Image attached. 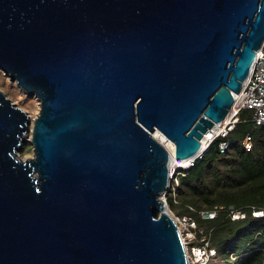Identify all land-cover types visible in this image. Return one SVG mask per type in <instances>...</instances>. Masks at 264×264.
Segmentation results:
<instances>
[{
  "label": "water",
  "instance_id": "water-1",
  "mask_svg": "<svg viewBox=\"0 0 264 264\" xmlns=\"http://www.w3.org/2000/svg\"><path fill=\"white\" fill-rule=\"evenodd\" d=\"M263 43L264 0H0V70L40 101L28 141L0 90V264H189L171 163L202 152Z\"/></svg>",
  "mask_w": 264,
  "mask_h": 264
},
{
  "label": "trees",
  "instance_id": "trees-1",
  "mask_svg": "<svg viewBox=\"0 0 264 264\" xmlns=\"http://www.w3.org/2000/svg\"><path fill=\"white\" fill-rule=\"evenodd\" d=\"M251 114L243 110L228 137L216 140L194 166L182 171L176 199L167 195L168 206L177 215L191 214L189 206L198 210L224 207L213 220L197 217L216 250L210 264L230 262L231 254L237 257L233 264H264V216L253 215L254 209L264 207V126L256 125ZM246 136L251 138L249 150ZM221 140L230 143L224 152L218 148ZM231 210L245 217L232 219Z\"/></svg>",
  "mask_w": 264,
  "mask_h": 264
},
{
  "label": "built area",
  "instance_id": "built-area-1",
  "mask_svg": "<svg viewBox=\"0 0 264 264\" xmlns=\"http://www.w3.org/2000/svg\"><path fill=\"white\" fill-rule=\"evenodd\" d=\"M243 110L251 111V120L256 125L264 126V43L257 52L252 70L244 82L242 89L239 93L234 95V103L230 112L222 122L214 125L212 129L208 130L202 139V152L194 159H174L176 166L171 169V183L167 191L173 194L174 199H176V188L179 185V176L183 174L182 171L194 166L195 161L200 158L216 140L228 137L230 132L234 130L236 124L241 121L240 116ZM244 144L248 150L251 149L250 136L245 137ZM229 146L230 143L226 140H221L218 143V148L221 152L226 151ZM166 194L164 196L165 202L167 200ZM188 208L191 214L172 216L184 243L188 263L210 264L216 255V250L211 246L210 233H207L204 228L199 226L197 217L213 220L217 217L218 211L224 207L216 206L211 210H198L191 206ZM230 215L232 219L235 220L245 217V213L236 210H231ZM253 215L256 217L264 216V207L254 209ZM236 258L235 254H231V261L222 264H233Z\"/></svg>",
  "mask_w": 264,
  "mask_h": 264
},
{
  "label": "rangeland",
  "instance_id": "rangeland-1",
  "mask_svg": "<svg viewBox=\"0 0 264 264\" xmlns=\"http://www.w3.org/2000/svg\"><path fill=\"white\" fill-rule=\"evenodd\" d=\"M0 90L15 104H17L20 108H22L30 117L31 119V125H30V131L28 132V135L26 139L28 141L31 140L32 135V125H33V119L36 118L40 113V101L35 96H30L24 91H22L16 82L11 81L10 77L7 76L2 70H0ZM154 134V133H153ZM33 147L30 144V142H27L22 145L21 150L17 153V157L22 160L25 159H31L33 158ZM171 194V192H167V195ZM168 212L171 216H177V214L170 209L168 206Z\"/></svg>",
  "mask_w": 264,
  "mask_h": 264
},
{
  "label": "bare ground",
  "instance_id": "bare-ground-1",
  "mask_svg": "<svg viewBox=\"0 0 264 264\" xmlns=\"http://www.w3.org/2000/svg\"><path fill=\"white\" fill-rule=\"evenodd\" d=\"M153 136L155 137V139L160 142L161 144H163L168 150L172 151L174 149V145L173 143L167 139V137L160 132L159 130H156L153 134ZM189 160V159H188ZM174 161V160H173ZM171 163V169L174 168V166H176L175 161ZM187 161V160H186ZM166 204H167V200H166ZM168 208V207H167ZM168 210V209H167ZM170 213V212H168ZM173 218V217H172Z\"/></svg>",
  "mask_w": 264,
  "mask_h": 264
}]
</instances>
